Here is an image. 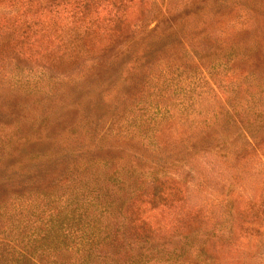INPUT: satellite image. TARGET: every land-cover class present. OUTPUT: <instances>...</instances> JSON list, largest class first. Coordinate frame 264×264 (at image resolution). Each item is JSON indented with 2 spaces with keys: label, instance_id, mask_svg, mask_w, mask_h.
Wrapping results in <instances>:
<instances>
[{
  "label": "trees",
  "instance_id": "16d2710c",
  "mask_svg": "<svg viewBox=\"0 0 264 264\" xmlns=\"http://www.w3.org/2000/svg\"><path fill=\"white\" fill-rule=\"evenodd\" d=\"M126 1L110 0L115 6L112 15L99 20L95 15L99 0H50L52 7L49 0H45V4L42 0H0V58L35 56L49 60V67H58L63 60L72 63L91 58L81 69L101 77L102 87L97 99H89L87 106L103 104V94L112 90L116 100L104 107L109 120L106 126L101 122V115L88 116L82 123L67 127L70 133L65 139H50L53 146L45 153V161H41L37 153L25 156L24 160L0 159V197L9 199L7 205L0 199V215L8 210L17 212L21 201L18 196L24 189L29 204L34 199L32 193L47 198L44 203L47 208L42 209L45 214L33 229L12 232L11 220V226L2 230L0 264H44L40 259L48 257L49 262L45 264H191L190 221L165 237L157 230L159 226L153 227L145 220L143 210L180 200L181 190L173 184L175 167L189 174L212 149L226 158L229 125L241 124L247 128L253 122L264 124V110L237 114L232 122L227 118L217 127L211 126L206 110L197 111L191 119L199 116V122L191 120L188 128L182 130L184 137L161 140L157 138V126L170 108L151 104L145 96L135 100L138 113L117 104L118 100L121 102L130 96L134 100L135 93H142L144 87L161 90L166 75L160 74L162 79L157 78V87L150 85L148 76L153 78L149 75L150 65L162 58L160 54L171 43L198 37L203 30L200 26L208 25L214 15L221 14V7L229 5L231 10L238 6L242 9L238 10V15L244 10V14L249 12L264 25V0H202L213 2L206 8H201L200 1L194 0L193 7L168 16L174 29L171 24L165 26L166 22L159 29L136 23L129 26L124 10ZM60 5L68 7L66 20L50 26L40 23V14L54 13ZM18 16L23 19L19 20ZM32 25L39 26L38 30L31 31ZM232 47L227 54H231ZM182 107L185 117L192 113L187 111V106ZM127 110H131V114L126 126L114 131L129 140L124 142L130 151L127 157L121 154L122 145L108 157L89 151V144L82 135L89 133L93 143L95 139L100 140L113 130L111 123L127 117ZM212 111L213 115L218 113ZM191 127L198 128L196 132L201 135L195 138ZM137 142L140 147L135 145ZM164 142L172 151L178 143L176 154L172 153L179 159L178 163H167L168 155L162 150ZM5 143L8 146L9 139ZM22 146L18 143L14 147L21 149ZM147 149L152 150V154L145 153ZM114 158L116 163L112 162ZM225 158L217 160V166H227ZM48 160L49 179L40 184L38 165ZM39 184L45 189H37ZM15 235H19L17 240Z\"/></svg>",
  "mask_w": 264,
  "mask_h": 264
},
{
  "label": "rangeland",
  "instance_id": "374dc122",
  "mask_svg": "<svg viewBox=\"0 0 264 264\" xmlns=\"http://www.w3.org/2000/svg\"><path fill=\"white\" fill-rule=\"evenodd\" d=\"M193 1L128 0L125 17L129 26L136 23L159 29L166 22L165 26L171 24L174 29L168 16L174 11L193 7ZM195 1H200L201 8L213 3ZM50 3L49 0V7H52ZM114 7L110 0H99L95 15L99 16V20L111 16ZM230 7H221V14L214 15L208 25H201L203 30L198 37L171 43L160 54L162 58L150 65L149 75L153 76L152 79L148 76L150 85L157 87V78L161 80L160 74L166 75L161 90L148 86L149 89L144 87L142 93L136 92L134 100L131 96L121 102L118 100L120 107L125 105L133 112L136 110L135 100L144 96L151 104L170 108L157 126L158 139L184 137L186 134L182 130L188 128V123L191 120L199 122V116L191 119L197 111L206 110L211 126L217 127L227 118L232 122L237 114L264 110V25L260 20H254L249 12L244 14V10V15H238V10H242L240 7L229 10ZM67 8L60 5L54 13L40 14V23L48 26L62 23L68 18ZM38 28L32 25L31 31ZM29 39L33 40V37ZM230 46H233L231 54H227ZM90 59L81 58L72 63L63 60L60 66L49 67V60L35 56L0 58V159L24 160L25 156L37 153L39 159L45 161V153H49V148L53 146L50 141L65 139L70 133L67 127L76 126L84 118L97 114L102 116L104 125L109 123L104 107L108 106V102L116 101L114 90L103 94V104L87 106L89 99H97L102 87L101 77L81 69ZM182 106H187V111L192 113L185 117ZM131 110L126 111L127 117L111 123L113 130L100 140L95 139L93 143L89 133L82 135L89 144L88 150L108 157L122 145L121 154L126 158L130 151L124 142L129 140L114 131L126 126ZM212 110L218 113L213 115ZM261 123L253 122L247 128L241 124L229 125L226 158L212 149L189 174L175 167L173 184L181 190L180 200L143 210L145 220L153 227L159 226L157 230L165 237L180 230L187 220L190 221L191 264H264V124ZM197 130L191 127L195 138L201 135ZM7 139L8 146L5 143ZM18 143H22L21 149H15ZM135 145L140 147L139 142ZM162 145V150L165 149V155H168L167 163H178L179 159L175 157L178 143L173 150L174 156L173 151L167 148V142ZM145 153L152 154V150L147 149ZM115 158L111 159L113 163L117 162ZM224 158L227 166H217L216 161ZM38 166L41 168V173L37 174L41 176V184L49 179V160ZM39 186L37 189H45L43 185ZM31 196L34 199L29 204L26 189L22 190L18 196L21 201L17 212L8 210L0 215V235L11 220L12 232L30 231L38 223L45 214L42 209L47 208L44 205L47 198L39 193L37 196L32 193ZM0 199L4 205L9 202L2 195ZM15 236L17 240L19 235ZM40 260L45 264L49 262V257Z\"/></svg>",
  "mask_w": 264,
  "mask_h": 264
}]
</instances>
